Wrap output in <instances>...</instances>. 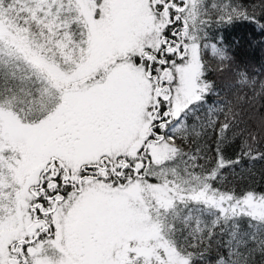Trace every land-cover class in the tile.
<instances>
[{"label":"snow or ice","instance_id":"snow-or-ice-1","mask_svg":"<svg viewBox=\"0 0 264 264\" xmlns=\"http://www.w3.org/2000/svg\"><path fill=\"white\" fill-rule=\"evenodd\" d=\"M256 7L0 0V264H264V190L226 175L264 163V116L210 79Z\"/></svg>","mask_w":264,"mask_h":264},{"label":"trees","instance_id":"trees-1","mask_svg":"<svg viewBox=\"0 0 264 264\" xmlns=\"http://www.w3.org/2000/svg\"><path fill=\"white\" fill-rule=\"evenodd\" d=\"M246 6L251 8L256 5V12L259 14V0H241ZM215 35L217 38L223 36V47L232 57V63L229 65L231 70L223 72L219 68L218 59H212L210 79H213L220 91V98L235 100L237 96L255 97L254 100H244L238 104L237 111L242 121L241 128H255L262 116H264V99L255 95L251 88L232 87L234 76L237 70H246L250 76L256 77L257 80H264V35H262L254 26L247 23H238L236 26L223 28L221 32L216 33L213 30L210 36ZM212 42H216L213 40ZM259 86L257 85V91ZM215 99V97H214ZM239 139L236 145L229 148V153L238 151ZM228 176L227 187L244 189L248 186H254L257 190H264V163H257L251 170V175L245 173L240 175V169L236 170L235 176L231 170L226 174Z\"/></svg>","mask_w":264,"mask_h":264}]
</instances>
